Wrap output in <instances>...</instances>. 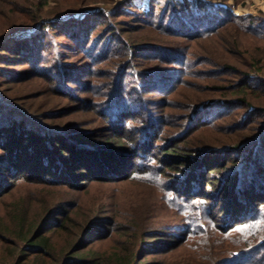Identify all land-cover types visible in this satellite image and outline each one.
I'll list each match as a JSON object with an SVG mask.
<instances>
[{"label": "trees", "instance_id": "obj_1", "mask_svg": "<svg viewBox=\"0 0 264 264\" xmlns=\"http://www.w3.org/2000/svg\"><path fill=\"white\" fill-rule=\"evenodd\" d=\"M248 1L0 0V264H264V66L240 50L264 41V0L235 15ZM210 39L234 57L209 61ZM187 80L198 97L163 131L179 115L161 105ZM34 82L116 131L97 140L74 127L86 118L33 114L14 89ZM204 132L220 133L194 141ZM135 181L177 220L157 228L144 192L126 216L83 197Z\"/></svg>", "mask_w": 264, "mask_h": 264}, {"label": "rangeland", "instance_id": "obj_2", "mask_svg": "<svg viewBox=\"0 0 264 264\" xmlns=\"http://www.w3.org/2000/svg\"><path fill=\"white\" fill-rule=\"evenodd\" d=\"M65 1H68V0H65ZM83 1L84 2L82 4L84 5L86 3V0H83ZM62 3L63 2L61 1L59 4H55L54 6H52V8L49 6L50 8L48 7L46 9V12L53 10L56 6L59 7L61 10H66V7L63 8L61 6ZM262 3L263 2L257 1V0L248 1L242 4L241 6L234 8V13L237 16H243V15L254 13L256 7H258L259 5L262 6L263 5ZM229 4L232 5L233 0H229ZM66 6L68 7V4H66ZM79 6L80 4L77 5V7ZM61 16L63 17L64 14L60 13L56 15V18L57 17L60 18ZM10 19H13V18L10 17ZM5 22H8V20H4L3 18H0V33L6 28ZM15 35L16 37L21 36L20 33H17ZM241 42L242 43L240 44V50L244 53L246 58L249 59L252 63L257 62V63H261L260 64L261 66H264V41L256 37L243 36V38L241 39ZM204 43L205 45H207L206 46L207 54L210 55L209 61L214 62V60H218V61L224 62L225 60H229V57L232 58L235 55L234 53H232L230 49L226 50L225 48L221 47V45H224V46L227 45L225 41L220 44V42H216L215 40L210 39V40H206ZM19 63H21V61ZM201 69L206 70V71H213V73L215 74L217 73V71L215 70L216 68H212V66L210 67L205 64L202 65ZM194 83H195L194 80H190V81L187 80L185 86L183 88L182 87L180 88L181 90L179 93L173 94L168 97V98L171 97L170 98L171 102L169 101L168 104L161 105L160 111H163L162 113L164 116H166V114L168 113L169 114L173 113V114L180 116V117L178 116L177 121H173V122L171 121V119L167 118L166 121L168 123L166 122L165 124H163V131L167 129V130H170L176 133L177 131H179L180 128L183 127L180 125H182L184 114L187 112V109L189 108L188 105L192 104L190 101H187L186 95L188 96V98L191 97L192 99H194L195 97H198V88L191 85ZM202 83H203L202 85L205 84L204 86L209 84V87H211L213 84L216 85V83H213V82L212 83L202 82ZM43 87H44L43 85H40L34 82L28 85L16 86L14 91L16 93H19V95H23V100L26 103V106L29 107V110L33 114L40 115V114L49 113L53 110L58 109V115L56 116L54 121H56V119H60L63 117L64 118L70 117L69 124L71 125L70 127L72 128H73L72 124L78 123L79 120L86 118V122H83L82 124H79L78 126H74L75 128L79 127L77 129H80V130H77V131L82 130L80 133L86 134L85 135L86 137L97 138L98 140L99 138L101 139L105 137H112V134L114 133L113 131H116V130H111L109 128L108 122H106V120H101V122L97 125L93 124V123H96V121H98V118L95 117L96 115L95 111L91 112V110L90 111L86 110L85 112H81V110L77 109V107L81 108L78 102L76 101L74 103L72 101L63 102V99H60L59 97H55L53 93L50 94L48 92L47 85L45 86L46 90H44ZM206 91H209V90H206ZM199 93L206 94V92L204 91H199ZM52 106H56V107H52ZM150 107H151V110H154L157 108L154 105L153 106L150 105ZM40 121L45 122V124L48 123L45 120H40ZM81 126H83L84 130L81 128ZM220 132H213V133H206V134L205 132L199 133L195 136L194 141H196L197 136L199 138L200 136L204 138H208V137L213 138L216 135H219ZM183 137H185V135H183ZM153 154L156 155L157 152H154ZM147 155H150V152H148ZM129 160L131 162L126 163V164L136 165L135 169H138V170L140 169L139 159L131 160L130 158ZM117 172L119 174L125 173V168H123L122 170H118ZM142 192H144V196L145 195L150 196V198L148 197V199L152 202V213H153V217L151 219L154 221V217H155V223L156 225H158L157 228L159 229L162 228V224H159V223H165V225H167L168 223H172L174 220H177L176 218H174L175 216H173V220L168 219V217L171 216L169 212H172V211H170L169 207L164 203V201L161 198L160 199L157 198L156 189L153 188L152 186L147 187L145 183H141L138 181H135L134 183L127 184V185H123V184L122 185H118V184L108 185L105 183L97 182L88 189V191L84 194L83 197L84 199H86V202L88 204H97V203L105 202L107 207H111L110 210H112L108 212L110 213L108 214V217L112 216V214L116 216V213L118 215L125 214L126 216L128 212L132 211L131 206L137 205L139 208L142 207L140 203V198L138 199V197L141 195ZM0 211H3L1 207H0ZM139 224H141L140 221H139ZM108 245L113 246V244L111 243ZM112 246H110L109 249L112 248Z\"/></svg>", "mask_w": 264, "mask_h": 264}]
</instances>
